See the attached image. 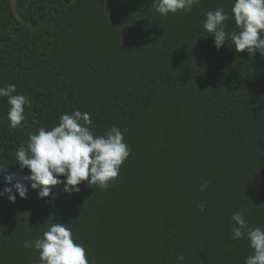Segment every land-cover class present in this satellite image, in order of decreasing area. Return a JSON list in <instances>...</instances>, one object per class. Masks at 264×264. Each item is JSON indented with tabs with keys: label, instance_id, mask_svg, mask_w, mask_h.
I'll return each instance as SVG.
<instances>
[{
	"label": "trees",
	"instance_id": "1",
	"mask_svg": "<svg viewBox=\"0 0 264 264\" xmlns=\"http://www.w3.org/2000/svg\"><path fill=\"white\" fill-rule=\"evenodd\" d=\"M153 3L15 0L14 14L0 0V87L31 102L11 128L0 98V191L27 189L15 203L0 197V264H41L25 245L51 222L68 224L90 264H244L251 254L230 239L231 217L243 207L249 228L264 229V55L250 60L230 40L217 51L203 29L233 0L167 17ZM74 110L91 113L96 135L119 128L130 155L106 188L61 184L38 198L15 153Z\"/></svg>",
	"mask_w": 264,
	"mask_h": 264
},
{
	"label": "clouds",
	"instance_id": "2",
	"mask_svg": "<svg viewBox=\"0 0 264 264\" xmlns=\"http://www.w3.org/2000/svg\"><path fill=\"white\" fill-rule=\"evenodd\" d=\"M197 3L199 0H154L152 6L161 17H167L178 11L188 14ZM230 18L235 29L228 32L225 22ZM203 29L214 38L217 51L230 40L235 52H246L250 60L256 53L264 55V0H233L230 14L223 8L209 11ZM0 98H6L9 106V126L17 128L25 119V106L31 103L29 98L17 93L14 84L0 87ZM91 123L89 112L74 110L71 114H62L56 126L51 130L40 127L35 134L28 136L26 147L15 153L14 162L20 170L27 169L25 179L31 182L32 190H38V198L50 197L52 186L63 184L65 192H79L82 182L106 188L118 177L121 165L130 155L123 133L113 126L102 135H96ZM5 182L11 184V177ZM208 187L209 182L204 181L200 191ZM17 196L27 198V189L20 183L0 191V197H6L10 203H15ZM198 207L204 211L206 201ZM231 220L230 239H246L252 250L244 264H264V229L249 228L243 207L232 215ZM25 246L39 254L41 264H90L86 249L74 242L68 224L51 222L42 237ZM226 251L230 252L231 248ZM177 260L182 262L183 255L177 256Z\"/></svg>",
	"mask_w": 264,
	"mask_h": 264
},
{
	"label": "water",
	"instance_id": "3",
	"mask_svg": "<svg viewBox=\"0 0 264 264\" xmlns=\"http://www.w3.org/2000/svg\"><path fill=\"white\" fill-rule=\"evenodd\" d=\"M11 7L13 9L14 14H16V11H15V0H11Z\"/></svg>",
	"mask_w": 264,
	"mask_h": 264
}]
</instances>
